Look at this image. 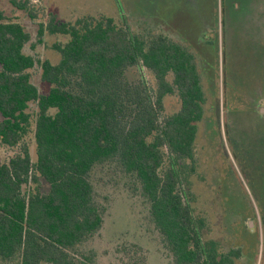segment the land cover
<instances>
[{"label":"trees","instance_id":"16d2710c","mask_svg":"<svg viewBox=\"0 0 264 264\" xmlns=\"http://www.w3.org/2000/svg\"><path fill=\"white\" fill-rule=\"evenodd\" d=\"M40 29L68 40L52 46L57 64L29 54L30 33L0 11V145L15 150L0 158V264L123 262L133 247L143 255L137 244H105L121 199L140 203L144 233L171 264H235L241 252H221L193 208L207 102L195 54L163 32H136L125 19L73 23L51 15ZM36 68L45 94L32 81ZM168 96L180 103L172 115Z\"/></svg>","mask_w":264,"mask_h":264},{"label":"rangeland","instance_id":"374dc122","mask_svg":"<svg viewBox=\"0 0 264 264\" xmlns=\"http://www.w3.org/2000/svg\"><path fill=\"white\" fill-rule=\"evenodd\" d=\"M24 3L26 10L22 8ZM0 11L23 24L30 33L32 40L27 52L53 64L60 57L52 46L68 40L41 35V24L45 26L51 15L73 23L87 16L111 17L121 25L125 19L136 32H163L186 45L206 73L203 83L207 102L196 143L198 169L192 179L195 214L207 220V239L217 241L232 239L229 227L240 240L243 220L253 219L255 222L249 227L256 231H248L247 239L237 249L245 253L242 264H264V233L257 232L261 230L264 211V123L258 115L264 100L256 103L258 109L254 108L263 82L264 37H260L264 0H0ZM31 73L33 83L42 94L47 93L41 70L36 68ZM145 75L153 81L152 76ZM165 109L167 114L177 113V97L168 96ZM28 143L33 149L32 134ZM14 153L15 150L0 145L1 159ZM142 210L140 203L121 199L105 225V244H137L145 251V264H171L155 236L151 239L144 233ZM229 215L233 218L227 221ZM132 249L129 261L102 258L101 264H141L138 260L142 252L135 255L138 249Z\"/></svg>","mask_w":264,"mask_h":264},{"label":"flooded vegetation","instance_id":"af4514ba","mask_svg":"<svg viewBox=\"0 0 264 264\" xmlns=\"http://www.w3.org/2000/svg\"><path fill=\"white\" fill-rule=\"evenodd\" d=\"M258 102V100H256V102L255 103H257ZM256 105V104H255ZM256 107V106H255ZM258 109V108H257ZM261 109H263L262 107L261 108H259L258 110H259V112L261 113ZM262 115H264L263 113H261ZM259 115V114H258ZM259 118H261L260 116H259ZM262 119V118H261ZM263 120V119H262ZM232 219L233 218V216H226V220L228 221V219ZM263 220V221H262ZM244 221V226H243V229L241 230V234H240V240H238V237L236 236V235H234V233L232 232V229H231V227H229V229H230V231H231V233H232V235L230 234V233H228V234H230L231 236L230 237H232V239H228L227 241H224V240H215V239H213V240H215V241H217L219 244H220V246H221V252H223V253H225V254H228L229 256H231L232 254H233V252L234 251H236V250H239V249H237L238 247L240 248V246H242V241L244 240V239H247V237H248V235H249V232L248 231H253V232H255L256 230L255 229H252V230H250V227L251 226H253V223L255 222L253 219H251V218H247V219H244L243 220ZM249 225H250V227H249ZM231 226V225H230ZM224 227V226H223ZM258 231H262L263 233H264V219H262V217H261V230H257V232ZM226 232H227V230H226ZM237 238V239H236ZM238 241L240 242V243H238ZM246 243V242H245ZM239 245V246H238ZM242 250V249H241ZM241 250H239L240 252H241V257L238 259V260H235V264L237 263V262H239L240 264H242L241 262H243L244 260H245V257H244V252H242Z\"/></svg>","mask_w":264,"mask_h":264},{"label":"water","instance_id":"95a60500","mask_svg":"<svg viewBox=\"0 0 264 264\" xmlns=\"http://www.w3.org/2000/svg\"><path fill=\"white\" fill-rule=\"evenodd\" d=\"M261 113H263V114H264V108H263V109H261Z\"/></svg>","mask_w":264,"mask_h":264}]
</instances>
